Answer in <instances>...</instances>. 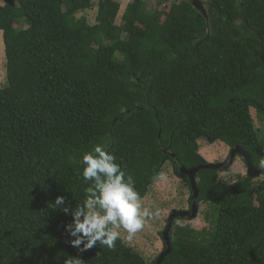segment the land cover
I'll return each instance as SVG.
<instances>
[{
    "label": "trees",
    "instance_id": "trees-1",
    "mask_svg": "<svg viewBox=\"0 0 264 264\" xmlns=\"http://www.w3.org/2000/svg\"><path fill=\"white\" fill-rule=\"evenodd\" d=\"M14 1L0 4V264H155L121 238L81 251L64 229L71 217L51 207L61 195L73 208L86 199L80 160L96 145L141 198L167 161L192 195L179 168L208 163L200 139L242 145L264 169L250 113L264 114V0H204L207 16L189 0H133L120 25L113 0L93 24L77 16L92 0ZM220 171L195 175L210 226L175 218L160 264H264V179L227 184Z\"/></svg>",
    "mask_w": 264,
    "mask_h": 264
},
{
    "label": "clouds",
    "instance_id": "clouds-1",
    "mask_svg": "<svg viewBox=\"0 0 264 264\" xmlns=\"http://www.w3.org/2000/svg\"><path fill=\"white\" fill-rule=\"evenodd\" d=\"M82 177L90 182L83 203L70 207L65 196H57L51 207L71 217L64 225L72 246L86 251L99 243L114 250L121 237L118 229L131 239L140 231L146 220L159 215L141 202L131 175L126 176L116 157L103 145L94 146L83 155ZM264 166V161L261 162Z\"/></svg>",
    "mask_w": 264,
    "mask_h": 264
},
{
    "label": "rangeland",
    "instance_id": "rangeland-1",
    "mask_svg": "<svg viewBox=\"0 0 264 264\" xmlns=\"http://www.w3.org/2000/svg\"><path fill=\"white\" fill-rule=\"evenodd\" d=\"M119 4L120 8L117 13L116 23L121 24V17L126 8V5L133 0H113ZM148 9L158 7L159 9L167 8L170 3L177 0H166L158 5V0H144ZM204 1V0H202ZM3 1L0 0V4ZM98 10V0H92V8L81 11L77 16H85L89 24L95 22V17ZM17 28H24L26 24L23 21L16 23ZM7 85L6 76V58L4 54V43L2 30H0V89ZM252 122L255 128L258 129L260 137H264V114L258 113L253 107L250 108ZM199 153L209 163L223 162L228 154L229 147L220 141L209 144L205 139L198 140ZM246 173V167L243 160L236 156L235 160L228 168L219 172V179L230 184L238 179V177ZM261 175L256 180H262ZM190 191L186 182L178 176L172 164L167 161L156 180L148 188L147 194L141 198V202L145 207H150L153 212L159 213L155 218L146 220L144 227L138 231L131 239H127V233L123 229H118L121 233V239L125 242L132 251L139 253L148 263L158 258L163 250L162 232L167 223V218L173 210L187 211L190 209ZM198 209L196 217L193 219L183 218L178 223L189 225L194 229L201 230L210 226V219H207V214L212 213L209 205L206 203H197Z\"/></svg>",
    "mask_w": 264,
    "mask_h": 264
},
{
    "label": "water",
    "instance_id": "water-1",
    "mask_svg": "<svg viewBox=\"0 0 264 264\" xmlns=\"http://www.w3.org/2000/svg\"><path fill=\"white\" fill-rule=\"evenodd\" d=\"M3 3L8 5H15L14 0H2ZM166 1V0H163ZM192 2V4L201 11L202 14L207 16L206 9L203 5L202 0H189ZM236 156H239L246 167V174L251 178H256L259 175H264V169H254L251 163V155L242 145H236L233 148L230 149L229 154L227 158L223 162L218 163H206L197 165L192 168H184L180 167L179 172L182 173V175L187 176L190 184V188L192 190V195L190 197V209L187 211H179V210H173L170 215L167 218V223L164 231L162 232V241L165 243V249L159 254L155 264H160L163 259L170 253L171 251V240L169 238V231L172 226V221L175 218L181 217V218H187V219H193L196 217L197 214V198H198V190L195 185V175L196 172L203 169H214V170H224L229 167L236 158Z\"/></svg>",
    "mask_w": 264,
    "mask_h": 264
},
{
    "label": "flooded vegetation",
    "instance_id": "flooded-vegetation-1",
    "mask_svg": "<svg viewBox=\"0 0 264 264\" xmlns=\"http://www.w3.org/2000/svg\"><path fill=\"white\" fill-rule=\"evenodd\" d=\"M100 1H101V0H98V8H99V5H100Z\"/></svg>",
    "mask_w": 264,
    "mask_h": 264
}]
</instances>
